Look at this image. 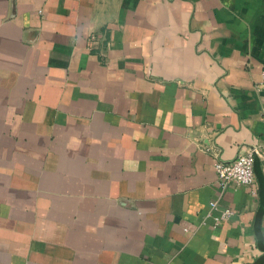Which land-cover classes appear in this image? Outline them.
Instances as JSON below:
<instances>
[{"label":"crops","instance_id":"obj_1","mask_svg":"<svg viewBox=\"0 0 264 264\" xmlns=\"http://www.w3.org/2000/svg\"><path fill=\"white\" fill-rule=\"evenodd\" d=\"M0 264H264V0H0Z\"/></svg>","mask_w":264,"mask_h":264},{"label":"built area","instance_id":"obj_2","mask_svg":"<svg viewBox=\"0 0 264 264\" xmlns=\"http://www.w3.org/2000/svg\"><path fill=\"white\" fill-rule=\"evenodd\" d=\"M254 160L255 150H246L231 162L217 160L215 163V172L221 188L225 190L231 184H234L236 186L246 187L252 195H255L257 187ZM235 213L236 211L230 208L219 210L217 200L210 202L208 216L213 218L215 227L230 219Z\"/></svg>","mask_w":264,"mask_h":264}]
</instances>
